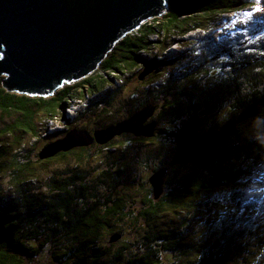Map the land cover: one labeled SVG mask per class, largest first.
I'll list each match as a JSON object with an SVG mask.
<instances>
[{
    "label": "trees",
    "instance_id": "1",
    "mask_svg": "<svg viewBox=\"0 0 264 264\" xmlns=\"http://www.w3.org/2000/svg\"><path fill=\"white\" fill-rule=\"evenodd\" d=\"M254 1L166 0L167 10L162 15L153 17L148 22L145 21L138 29L119 40L101 61L95 73L72 84L66 83L48 96L9 91L2 84L3 77H0V112L11 117L10 121L0 128V175L4 171L10 172L12 184L18 189L19 194L15 199L0 201V264H41L39 259L44 249H50L55 256L64 254L61 264H70V259L73 260V264H81L82 262L79 261L86 260L87 257L89 262L86 264H98L104 261L106 255L99 245L103 234L110 233L108 237L110 243L111 234L121 233L115 223L117 219L131 214V209L129 208L128 213L125 202L118 197L112 200L110 197L101 199L100 196L92 194V199L88 201L90 193L86 185V177L75 170H66V177L60 176L58 180L55 176H51L48 183L50 195L45 200L35 196L34 194L37 193L31 192L32 188L27 184V180L37 177V163L23 152L24 148L18 144L20 138L17 135L25 133L37 138L41 133L40 129H46V126L39 128V123H43L40 114L45 113L46 118L54 119L72 101L74 93L82 98L87 95L85 92L90 88V93L93 95L101 92L95 98L97 102L100 98H105L106 92H103V89L107 75H103L102 72L108 74L117 72L119 76L139 62H142L143 70L146 57L142 52L156 46L158 42L152 39L151 35L156 34L157 37L167 40L170 36L184 35L195 29L204 31L216 14L242 10L253 5ZM260 35L263 36V33L258 36ZM258 44L259 49L255 50L256 54L253 55L249 52L254 49L247 44L251 47L248 52H244L247 53V57L234 62L231 70L226 66L229 60H224L225 67L217 68L215 74L211 75L213 65L219 61L214 62V58L206 60L204 58L201 63L198 61L195 66L186 70L184 79L186 86L183 84L180 86L179 83L180 89L176 88L173 92L175 87L164 81V86L167 85L165 88L169 91L167 95L173 98V102L170 101L166 105L167 110L163 112L164 119L173 120L176 117V120L180 121L171 129L156 126L155 134L150 138L163 134L175 143L174 138L179 127L187 120L194 116L202 119L210 117L225 104L230 107L228 117L225 116L224 121L220 122L219 128L210 126L216 131L220 130L235 120L248 105L264 99V41ZM232 54L234 51L231 52ZM158 61L160 64L167 62V60ZM171 64L175 65L176 61ZM152 72L154 71L146 76H150ZM218 74L221 77L216 80L217 87L211 84L209 91H203L198 83L199 76L207 75L210 81L215 80ZM147 78L145 77L146 80ZM159 95L162 94L156 93L154 99ZM148 104H153L156 108L155 102L148 100L135 108L134 112ZM183 110H186V117L180 118ZM261 110H264V106ZM263 117L264 113L257 120V126L264 132ZM250 119H254V116L237 124L226 143L229 152L223 160L216 159L208 164L191 162L180 164L178 166L187 168V171L176 179L169 177L168 168L162 167L166 170L163 192L155 199L151 188L152 194L150 191V195L145 198V207L141 214L146 222L154 223L164 212H173L177 214L175 220H179V223L175 228L170 226L164 230L148 228L149 233L144 235L141 245L132 249V256L121 264H161L160 258L168 256L174 257L179 264H236V262L242 264V256L246 255L244 242L253 240L254 236L247 237L245 232L249 229L245 228L243 222L237 224L231 215L226 217L224 213H220L221 216H216L218 222L212 230L204 222L201 223L200 233L197 229V237L192 240L186 239V234L180 228L187 225L184 220L192 216L194 211H203L205 207L209 210L214 209L212 206H215V203L199 207L197 195L204 191L217 190L224 184L231 183L236 175H240L241 167L247 158H258L264 162V133L260 135L257 126L249 136L238 131V128H245L248 123L246 121ZM151 120L150 118L148 121ZM117 122L118 120L111 121L101 128ZM11 134H14L16 142H5L4 138ZM237 137L241 139L235 140ZM135 138L139 141L145 139L144 136H135ZM241 140L242 143L239 145ZM70 152L71 149L45 160L39 157L36 160L38 163H43L57 157H65ZM172 157L173 155L170 162L175 166ZM234 158H237L236 164H232ZM155 170L157 169L153 171ZM104 174H107L106 179L111 178L109 171H104ZM248 182V180L246 183L241 181L238 185L247 186L250 183ZM224 210L223 208V212ZM256 224L261 229L264 228L263 221L259 220ZM117 256L121 257L120 252ZM110 264H115L114 260Z\"/></svg>",
    "mask_w": 264,
    "mask_h": 264
},
{
    "label": "rangeland",
    "instance_id": "2",
    "mask_svg": "<svg viewBox=\"0 0 264 264\" xmlns=\"http://www.w3.org/2000/svg\"><path fill=\"white\" fill-rule=\"evenodd\" d=\"M152 18L150 17L146 21L148 22ZM210 23L204 31L195 29L184 35L170 36L167 40L157 37L156 34L151 35V38L158 42L156 46L143 51L142 54L146 60H149V65L151 64L150 61L153 60L158 63V60H167V62L159 63L160 65L157 63L154 72L150 76H145L148 77V80L145 77L143 79L138 77L143 67L142 62L131 69L128 68L119 76L117 72H109V74L102 72L103 75H107L103 89V92H106L105 98H100L97 102L95 98L101 92L93 95L90 93V88L85 92L87 95L82 98L79 94L74 93L75 96H73L72 101L54 119L49 120L45 113L40 114L39 117L42 118L43 123H39V128L46 126V129H40L41 133L37 138L25 133L17 135L20 138L18 144L24 148L23 152L37 163V177L27 180V184L32 188L31 192L38 194H34L35 196L45 200L50 195L48 184L50 177L55 176V179L58 180L60 176L66 177V170H75L80 174L83 173L86 177L85 181L90 193L87 198L88 201L92 199V194L100 196L101 199L110 197L112 200L118 197L125 202L128 213L129 208L131 209L130 215H125L115 222L123 234L119 240L109 243L110 233L105 232L103 234L99 245L106 255L104 261L98 264H110L113 260L115 264H121L126 261L129 256H132V249L141 245L144 235L149 233L148 228L154 227L164 230L170 226L175 228L178 225L179 220H175L177 214L175 215L173 212H164L154 223L146 222L145 217L141 214L145 207V198L150 195V191L152 194V186L148 178L154 169L166 167L169 177L172 176L175 179L187 171V168L178 166L180 164L173 166L170 162L176 147L174 141H170L163 134L155 138H150L152 136L145 137L139 141L134 135L127 132L104 144L93 142L89 145L73 147L65 157H57V159L43 163L37 162L38 154L46 144L64 137L73 128L86 129L92 133L94 129L101 128L111 121H121L127 118L129 113H133L135 108L140 107L148 100L154 101L156 104V110L151 119L157 121V126L175 128L180 120H176V117L173 120L164 119L163 116V112L167 110L166 105L170 101L173 102L172 96L167 95L169 91L165 88L167 85L164 86V81L166 84H172L173 88L175 87L172 88L174 92L176 88H179V83L180 86L182 84L186 86V82H184L186 70L195 66L198 61L201 63L204 58L205 60L214 58V62L219 61L213 65L210 71V74L213 75L217 68L225 67L224 60H229L226 66L227 68L230 67L231 70L234 62L247 57V53L244 52H248L251 47L254 50L249 54H256L255 50L259 49L258 43L264 41V0H255L253 5L242 10L216 14ZM261 33L263 36H258ZM246 42L251 47L247 46ZM162 43H165L164 46L161 45ZM233 51L234 54L231 55ZM222 52L224 53L221 54ZM173 61H176L175 65L171 64ZM98 69L96 68L93 73ZM1 77H4V74ZM220 77L221 75L216 76L215 80L209 81L207 75H200L198 83L201 89L207 92L211 84L217 87L218 82L216 80ZM68 84H72V82ZM156 93L162 95L154 99ZM229 109L230 107L224 104L210 117L204 118L199 132L206 131L211 125L219 128L220 122L224 121L225 116L228 117ZM263 113L264 110H261L257 117L254 116V119L246 121L248 123L245 128H238V131L240 130L245 133L244 135L249 136L253 133V129L258 123L257 120ZM185 117L186 110H183L180 118ZM10 118L0 112V128H3L5 123L10 121ZM257 128L260 131L259 134L264 133L261 127L257 126ZM65 129H67L66 132H63ZM57 130L58 132H56ZM238 139L241 138L237 137L235 140ZM4 140L15 143L17 139H14V134H11ZM241 143L242 140L239 145ZM235 159L237 158L232 160V164L237 163ZM263 163L258 158H247L241 167L240 175H236L231 183L224 184L217 190L204 191L197 195L196 200L199 207L208 203H215V206H212L214 207L213 210L206 207L203 211L196 210L192 216L184 220L187 225L180 229L186 234V239L192 240L197 237L196 232L198 229V233H200L201 223L204 222L212 230L218 222L217 217L221 216L220 213H224L226 217L231 215L237 224L243 222L245 228L250 230L246 229L247 237L254 236L253 240L244 242L246 255L242 256V264H264V228L261 229L256 224L259 223V220L264 222ZM104 171L110 172V179H106L107 174H104ZM11 175L10 172L5 171L0 175V201L12 200L19 195L18 189L12 184ZM247 180L250 182L247 186L238 185L241 181L246 183ZM223 208L225 209L224 212ZM118 252H120L121 257L117 256ZM256 254L257 256H255ZM58 255L55 256L50 249H44L39 261L41 264H61L64 254ZM160 261L161 264H179L174 257L170 256L162 257ZM79 262L86 264L89 262L88 257ZM69 263L73 264V260L70 259ZM237 263L239 264V262Z\"/></svg>",
    "mask_w": 264,
    "mask_h": 264
},
{
    "label": "water",
    "instance_id": "3",
    "mask_svg": "<svg viewBox=\"0 0 264 264\" xmlns=\"http://www.w3.org/2000/svg\"><path fill=\"white\" fill-rule=\"evenodd\" d=\"M167 10L166 0H0V77L9 91L48 96L64 83L89 76L115 44L138 29L150 17ZM145 59L138 77L154 70L156 61ZM264 99L248 105L238 117L220 130L199 132L202 117L182 124L175 136V164H208L223 160L226 145L241 121L256 116ZM156 108L148 104L117 123L88 132L73 128L64 137L46 144L38 156L46 159L59 152L93 142L104 144L128 132L137 137L154 135ZM264 118V117H263ZM166 170L157 169L148 180L153 197L163 192ZM122 233H113L110 242Z\"/></svg>",
    "mask_w": 264,
    "mask_h": 264
},
{
    "label": "flooded vegetation",
    "instance_id": "4",
    "mask_svg": "<svg viewBox=\"0 0 264 264\" xmlns=\"http://www.w3.org/2000/svg\"><path fill=\"white\" fill-rule=\"evenodd\" d=\"M148 79V78H147ZM110 142V141H109Z\"/></svg>",
    "mask_w": 264,
    "mask_h": 264
}]
</instances>
